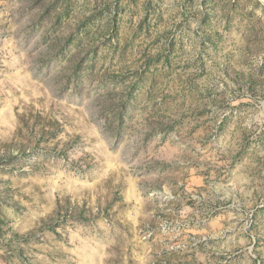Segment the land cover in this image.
Instances as JSON below:
<instances>
[{"label":"rangeland","instance_id":"obj_1","mask_svg":"<svg viewBox=\"0 0 264 264\" xmlns=\"http://www.w3.org/2000/svg\"><path fill=\"white\" fill-rule=\"evenodd\" d=\"M0 264H264V0H0Z\"/></svg>","mask_w":264,"mask_h":264}]
</instances>
